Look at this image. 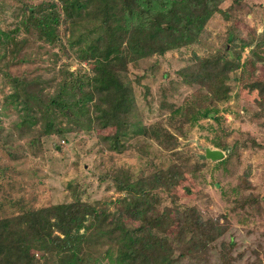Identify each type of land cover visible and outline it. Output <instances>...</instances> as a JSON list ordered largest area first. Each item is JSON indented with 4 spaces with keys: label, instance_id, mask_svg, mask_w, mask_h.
Masks as SVG:
<instances>
[{
    "label": "trees",
    "instance_id": "obj_1",
    "mask_svg": "<svg viewBox=\"0 0 264 264\" xmlns=\"http://www.w3.org/2000/svg\"><path fill=\"white\" fill-rule=\"evenodd\" d=\"M56 1L60 6L55 1L35 6L23 4L19 24L56 43L58 24L63 17L62 23L67 24L69 31L67 45L78 62L87 63L89 75L65 77L54 94L45 98L27 92L23 80L5 75L10 91L4 103L22 110L19 124L35 119L36 108L44 136L63 131L114 130L116 135L108 141V149L119 152L131 135H141L153 138L173 161L134 181L115 179L117 192L124 194L117 202L131 200L130 218L139 223V228L127 227L119 210L110 213L100 203L73 201L36 208L24 203L22 197L4 195L0 199V264H96L109 258L111 251H114L113 264H178L187 257L203 260L227 232V219L204 220L195 207L170 211L163 205L162 195L182 185L183 167L190 162L188 155L180 151L177 136H184V126L192 128L201 120L218 123L217 104L189 107L177 133L161 123L147 127L131 123L126 116L118 121L119 112H128L132 105L118 76L127 71L129 63L204 45L206 40L201 38L211 17L217 13L226 17L227 11L219 7L225 0ZM234 30L235 27L227 32L221 48H210L201 56L193 53L177 75L184 85L204 89L208 102L222 103L229 98L230 74L239 71L236 81L240 89L254 92L256 104L263 110L264 76L259 79L257 72L264 66V56L260 55L264 48V27L257 36L251 31L250 35L239 37ZM12 32L0 30V55L6 54ZM236 42L242 49L250 48L243 62ZM4 59L3 56L0 60ZM63 120L72 122L73 127L55 131ZM100 138L106 141L105 137ZM216 145L215 148L221 149L219 143ZM226 158L215 166L223 165ZM205 163L199 159L190 166L197 172ZM250 202L257 203V199L251 198ZM106 216H110L111 222L101 226ZM173 227L176 232L171 244L161 236ZM233 247L234 243L229 241L218 251L223 264H228V251Z\"/></svg>",
    "mask_w": 264,
    "mask_h": 264
},
{
    "label": "rangeland",
    "instance_id": "obj_2",
    "mask_svg": "<svg viewBox=\"0 0 264 264\" xmlns=\"http://www.w3.org/2000/svg\"><path fill=\"white\" fill-rule=\"evenodd\" d=\"M52 1L60 6L56 0H0V30L13 31L7 40L6 54L0 55V59L5 58L0 60V199L4 195L22 197L24 203L36 208L73 201L100 203L110 213L119 210L127 227L139 228V223L130 218L131 200L117 202L124 194L117 192L114 181H134L173 161L153 138L131 135L119 152H113L108 149V141L116 135L114 130L63 131L44 136L36 108L35 119L19 124L22 110L4 103L10 91L5 81L7 76L23 80L27 92L45 98L54 94L65 77L89 75L87 63L78 62L75 52L67 45L69 31L67 24L62 23L63 17L58 24L56 43L19 24L23 4L35 6ZM219 7L227 11L226 17L220 13L211 17L202 34L204 45L196 44L128 64L127 71L118 77L132 105L128 112L120 111L116 119L120 121L126 116L131 123L139 122L147 127L161 123L177 133L189 107L217 104L218 123L201 120L192 128L184 126V136H177L179 149L188 155L190 162L183 167L182 185L162 198L170 211L195 207L204 220L220 218L222 222L226 218L227 232L205 259L195 261L187 257L178 264H223L218 251L229 241L234 247L228 251V264H264V107L260 110L254 92L240 89L236 81L239 71L230 74L229 98L222 103L208 102L204 89L184 85L177 75V70L189 63L193 53L201 56L210 48H221L233 27L239 37H246L251 31L256 36L261 34L264 0L238 3L225 0ZM236 43L243 62L250 48L242 49ZM260 55L264 56V48ZM263 76L264 66H261L257 77ZM203 99L207 102L202 103ZM67 127L72 128V122L63 120L55 126V131ZM217 143L221 149L215 148ZM204 148L222 151L224 158L227 156L225 163L215 166L217 162L204 160V166L193 171L190 165L199 160ZM248 196L256 198L257 203H251ZM110 222V216H106L101 226ZM175 232L173 227L161 237L172 244ZM110 253L109 258L96 264H113L114 251Z\"/></svg>",
    "mask_w": 264,
    "mask_h": 264
},
{
    "label": "water",
    "instance_id": "obj_3",
    "mask_svg": "<svg viewBox=\"0 0 264 264\" xmlns=\"http://www.w3.org/2000/svg\"><path fill=\"white\" fill-rule=\"evenodd\" d=\"M223 158H224V154L222 151L217 149H210V148H204V153L198 155V159L202 161L209 160L211 162H218L221 161Z\"/></svg>",
    "mask_w": 264,
    "mask_h": 264
}]
</instances>
